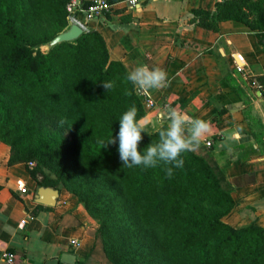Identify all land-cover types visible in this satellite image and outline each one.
I'll return each instance as SVG.
<instances>
[{"label":"trees","instance_id":"obj_1","mask_svg":"<svg viewBox=\"0 0 264 264\" xmlns=\"http://www.w3.org/2000/svg\"><path fill=\"white\" fill-rule=\"evenodd\" d=\"M70 1L0 0V141L10 146L8 163L35 161L28 168L38 187L77 196L99 221L90 255L102 252L110 264H264V226L225 220L236 205L233 185L210 148L182 154L183 168L168 179L163 164L128 168L118 141L101 143L116 137L131 106L138 120L146 109L100 31L42 50L70 26ZM193 13L216 31L221 21H242L264 45V0H223L214 12ZM141 135L143 154L159 137Z\"/></svg>","mask_w":264,"mask_h":264},{"label":"crops","instance_id":"obj_2","mask_svg":"<svg viewBox=\"0 0 264 264\" xmlns=\"http://www.w3.org/2000/svg\"><path fill=\"white\" fill-rule=\"evenodd\" d=\"M75 1V17L85 31L103 34L113 59L129 71L147 64L167 72V87L140 94L144 129L154 132L166 107L209 122L197 151L210 148L233 185L236 205L226 222L264 226V45L256 32L238 20L219 22L217 31L202 26L193 10L214 12L223 0H139L134 7L108 0L110 10L96 18L84 11L93 0ZM9 156L10 146L0 141V264L7 249L16 252V264H67L65 252L76 256L75 264H90L99 221L65 189L57 188L55 206L37 202L39 187L27 164H9Z\"/></svg>","mask_w":264,"mask_h":264},{"label":"clouds","instance_id":"obj_3","mask_svg":"<svg viewBox=\"0 0 264 264\" xmlns=\"http://www.w3.org/2000/svg\"><path fill=\"white\" fill-rule=\"evenodd\" d=\"M126 80L138 91L160 90L168 86L167 72L160 67L150 68L147 64H141L129 71ZM103 87L111 90L114 84L104 82ZM125 95H131V92L125 90ZM152 127L158 133V141L151 143L142 154L138 146L143 139L141 134L144 133L145 122L137 119V108L133 105L119 118L116 137L111 136L107 142L101 143L107 147L118 141L119 158L124 166H142L148 169L163 164L167 178L172 179L174 169L184 166L182 154L195 152L200 148L209 131V122L192 118L178 108L166 107Z\"/></svg>","mask_w":264,"mask_h":264},{"label":"built area","instance_id":"obj_4","mask_svg":"<svg viewBox=\"0 0 264 264\" xmlns=\"http://www.w3.org/2000/svg\"><path fill=\"white\" fill-rule=\"evenodd\" d=\"M139 0H127V3L130 7H134L136 4H138ZM77 2L75 0H71L67 5V11H68V21L69 25L72 23H77L80 26V21L75 17V8H76ZM111 8V3L108 0H93L91 1L85 8L84 11L88 18H96L99 16L104 15L107 11H109ZM83 27V26H82ZM237 70L239 72L244 71V67L241 64H237ZM140 94H142L143 91H139ZM149 102V101H148ZM211 141H206V145L209 147L211 146ZM36 165L35 161L28 162L29 167H34ZM17 186L20 192L26 193L28 191V188L24 181L19 180L17 182ZM71 243L74 245H79V240L72 239ZM3 264H16V252L10 249L4 250L1 254Z\"/></svg>","mask_w":264,"mask_h":264},{"label":"water","instance_id":"obj_5","mask_svg":"<svg viewBox=\"0 0 264 264\" xmlns=\"http://www.w3.org/2000/svg\"><path fill=\"white\" fill-rule=\"evenodd\" d=\"M85 32L84 28L77 23H72L65 31L57 34L50 42L49 46H54L63 41H74ZM59 197V189L51 186H41L37 192V202L55 206ZM62 261L67 264H75L76 256L65 252L62 255Z\"/></svg>","mask_w":264,"mask_h":264},{"label":"rangeland","instance_id":"obj_6","mask_svg":"<svg viewBox=\"0 0 264 264\" xmlns=\"http://www.w3.org/2000/svg\"><path fill=\"white\" fill-rule=\"evenodd\" d=\"M41 48H42V50L47 51V50H49L50 46L49 45H43ZM45 126L58 128L59 124L54 120H47L45 122ZM66 134H68V132ZM89 262H90V264H110L108 259L103 256L102 252L92 254Z\"/></svg>","mask_w":264,"mask_h":264}]
</instances>
